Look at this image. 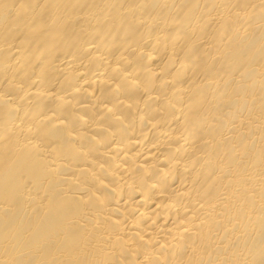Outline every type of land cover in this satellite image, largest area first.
I'll use <instances>...</instances> for the list:
<instances>
[{
	"label": "bare ground",
	"instance_id": "6f19581e",
	"mask_svg": "<svg viewBox=\"0 0 264 264\" xmlns=\"http://www.w3.org/2000/svg\"><path fill=\"white\" fill-rule=\"evenodd\" d=\"M0 264H264V0H0Z\"/></svg>",
	"mask_w": 264,
	"mask_h": 264
}]
</instances>
